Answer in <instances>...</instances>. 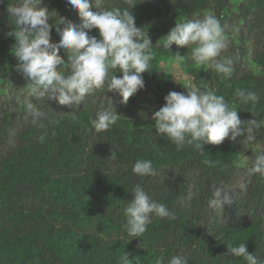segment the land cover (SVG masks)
<instances>
[{"label": "trees", "instance_id": "obj_1", "mask_svg": "<svg viewBox=\"0 0 264 264\" xmlns=\"http://www.w3.org/2000/svg\"><path fill=\"white\" fill-rule=\"evenodd\" d=\"M99 2L102 8L122 6V0ZM135 2L136 25L154 44L153 70L142 74L145 87L126 105L118 93L102 89L72 109L40 98L16 70L15 39L8 35L15 25L7 10L16 0H0V264H118L124 253L132 264H156L161 257L166 264L172 255L185 256L188 264H246L226 255L227 243L243 242L264 264V178L250 174L244 164L264 149V128L254 142H241L245 133L236 141L205 144L201 155L191 148L177 152L166 137L157 136L151 121L164 97L170 91L186 93L185 86L216 89L242 120L254 119L251 111L264 118V0ZM44 5L56 19L80 23L67 0H44ZM91 10L100 8L93 3ZM206 13L229 26V47L222 55H239L229 81L196 66L186 47L155 45L177 22ZM52 23L51 40L59 43L55 19ZM89 34L99 38L98 29ZM177 50L185 56L178 68L173 63ZM59 54L67 60L63 47ZM237 88L257 92L259 103H239ZM28 105L59 124L44 120V128L36 127ZM105 106L115 108L120 120L96 133L90 119ZM112 146L116 160L110 156ZM137 159H151L157 175L132 174ZM204 159L218 163L209 168ZM136 183L176 215L175 220L153 219L143 237L145 249L137 247L142 238L131 239L122 228L123 209ZM216 187L230 189L231 203L223 212L208 207Z\"/></svg>", "mask_w": 264, "mask_h": 264}, {"label": "clouds", "instance_id": "obj_2", "mask_svg": "<svg viewBox=\"0 0 264 264\" xmlns=\"http://www.w3.org/2000/svg\"><path fill=\"white\" fill-rule=\"evenodd\" d=\"M67 2L78 12L79 24L66 22L60 16L56 19L44 5V0H16L15 4L8 5L9 16L15 25L8 35L15 39L16 70L29 81L27 85L40 98L57 101L72 109L102 89L107 93H118L122 97L121 103L126 105L130 97L145 87L142 74L153 70L155 58L154 44L148 31L146 33L136 25L132 14L137 2L122 0V6L107 8H102L99 0ZM93 3L100 11L91 10ZM53 19L61 37L59 43L51 40ZM61 24L65 25L62 29ZM93 29H98L99 38L89 34ZM228 31L227 23L214 14L206 13L199 18L177 22L155 45L163 49H171L173 43L177 49L186 47L190 53L188 59L196 66L214 72L221 81H229L239 55H222L229 47ZM61 47L66 50L67 60L59 54ZM184 60L185 56L177 50L173 63L179 66ZM227 86L231 87V84ZM185 87L186 93L170 91L164 97L165 104L151 116L157 136L166 137L177 152L191 148L202 155L205 144L219 145L225 138L236 141L245 133L247 135L241 142H254L257 130L264 128V118H259L260 113L249 110L255 118L242 120L237 108L225 96L218 95L216 89ZM234 96L239 103L252 107L260 101V96L252 90L237 88ZM28 109L32 123L38 128L45 127L44 120L51 125L59 124L58 119L47 116L32 105H28ZM119 120L120 114L115 108L105 106L96 111L90 125L96 133H102L117 125ZM46 135L41 134L38 141L43 143ZM110 156L112 160L117 159L113 146ZM202 163L214 168L218 161L204 159ZM244 164L250 174L264 178V149ZM131 172L141 178L157 175L151 159L135 160ZM229 190L216 187L208 200V207L223 212L224 206L231 203ZM130 193L133 199L123 209L125 222L122 228L131 239L142 238L137 247L145 249L143 237L153 219L175 220L176 215L166 204L153 199L142 183H136ZM228 254L242 258L246 264H262L255 254L247 250L245 242L237 245L227 243ZM118 264H132V259L124 253ZM156 264H165V261L162 257L157 258ZM166 264H188V260L182 255H172Z\"/></svg>", "mask_w": 264, "mask_h": 264}, {"label": "rangeland", "instance_id": "obj_3", "mask_svg": "<svg viewBox=\"0 0 264 264\" xmlns=\"http://www.w3.org/2000/svg\"><path fill=\"white\" fill-rule=\"evenodd\" d=\"M175 67H177L176 65H174ZM178 68V67H177Z\"/></svg>", "mask_w": 264, "mask_h": 264}]
</instances>
